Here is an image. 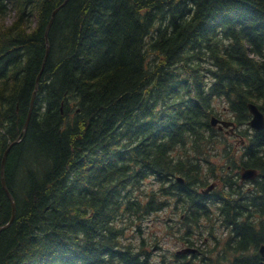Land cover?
Instances as JSON below:
<instances>
[{"label": "trees", "instance_id": "1", "mask_svg": "<svg viewBox=\"0 0 264 264\" xmlns=\"http://www.w3.org/2000/svg\"><path fill=\"white\" fill-rule=\"evenodd\" d=\"M63 2L0 0V264H260L264 0ZM169 207L173 263L142 225Z\"/></svg>", "mask_w": 264, "mask_h": 264}, {"label": "water", "instance_id": "2", "mask_svg": "<svg viewBox=\"0 0 264 264\" xmlns=\"http://www.w3.org/2000/svg\"><path fill=\"white\" fill-rule=\"evenodd\" d=\"M66 2V0H64L63 4ZM58 10V8H56L53 13H52V16H51V19L47 25V28H46V32L49 30L50 28V25L53 21V17L56 13V11ZM35 93H36V88L32 94V97H31V101H30V107H29V111H28V114H27V118H26V121H25V124L23 126V129L25 130L26 127H27V123H28V120L30 118V115H31V111H32V106H33V101H34V97H35ZM248 110L251 114V117L248 121V126H250L252 129L254 130H261L264 128V115L263 113L261 112V110L258 108V106L255 104V103H252V102H249L248 105ZM210 124L214 127H217L219 130H223V129H227L226 130V133H233L234 132V127H235V124L232 120H225V119H219L215 116H211L210 118ZM19 140V139H18ZM16 140V141H18ZM15 141V142H16ZM13 142V143H15ZM11 143L8 148L5 150L4 154H3V157H2V162H1V175H2V186L11 202V205H12V216L10 218V220L3 226H0V230L8 227L11 223H12V220H13V217H14V211H15V204H14V200H13V197L12 195L10 194V192L7 190L6 188V184H5V180H4V167H5V160H6V156H7V153L9 151V148L11 147V145L13 144ZM240 175H241V179H253L255 178V176L257 175V171L255 169H252V168H241L240 169ZM177 180L179 182H182L183 179L181 177H177ZM215 186V183H211L210 185H208L206 188L202 189L201 192L203 194H206L208 193L211 189H213V187ZM197 251L196 248H190V247H183V248H180L177 250V254H188V253H195ZM260 253L261 255L264 257V245H261L260 247Z\"/></svg>", "mask_w": 264, "mask_h": 264}, {"label": "rangeland", "instance_id": "3", "mask_svg": "<svg viewBox=\"0 0 264 264\" xmlns=\"http://www.w3.org/2000/svg\"><path fill=\"white\" fill-rule=\"evenodd\" d=\"M243 127L245 126H242V128ZM242 128L240 127L238 128V130ZM231 142L235 145L236 148H240V146L245 144V138H242L239 134H236V136L231 139ZM213 161L217 164L221 162L219 157L213 158ZM151 187L152 185L149 181H147L143 185V188L145 190H149ZM217 187H219V185H217ZM172 212V209L169 207L164 209L163 211L153 213L150 217L146 218L142 224L148 232V234H145L147 235V238H150V240H154L155 238L159 239L158 246H160L161 249L155 251V254L157 255L161 251L168 255L170 258H172L174 252L177 249L183 247L182 243L176 240V236L174 235V233L172 234L168 232L169 230L164 232L167 227L165 219L171 218L173 220H176Z\"/></svg>", "mask_w": 264, "mask_h": 264}, {"label": "flooded vegetation", "instance_id": "4", "mask_svg": "<svg viewBox=\"0 0 264 264\" xmlns=\"http://www.w3.org/2000/svg\"><path fill=\"white\" fill-rule=\"evenodd\" d=\"M239 181H240V186L241 187H243V188H247V190H250V188H251V186L252 185H250V184H248V182L247 183H245V179H241V177H240V175H239ZM216 185H219V183L216 181ZM236 186H239V185H237L236 184ZM235 195H237L238 193H234ZM244 195H245V192H244ZM241 197V200L244 202V199L242 198V196H240ZM219 204L217 203V206H218ZM245 205V204H244ZM216 206V212H217V215H219V213H218V207ZM242 212H244L243 213V215H242V220H243V224L245 225V206L242 208ZM216 215V216H217ZM252 216H255V218H256V220L258 219V214H256V215H252ZM256 228H259V223L257 224V227ZM222 229H223V227H222ZM183 245V244H182ZM218 249H220V247H218ZM260 249L258 248V252H259V254H260V256H261V260L259 261V263L260 264H264V257L261 255V253H260V251H259ZM180 254H177L176 252H174V254H173V256H172V258H171V262L173 263L174 261H175V256H179ZM189 255H191V254H188L187 256L189 257ZM233 259V258H232Z\"/></svg>", "mask_w": 264, "mask_h": 264}]
</instances>
